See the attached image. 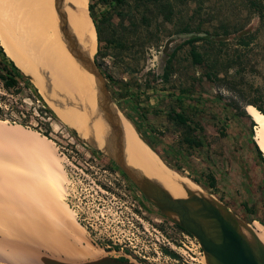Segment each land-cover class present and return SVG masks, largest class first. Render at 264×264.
<instances>
[{
  "label": "rangeland",
  "instance_id": "obj_1",
  "mask_svg": "<svg viewBox=\"0 0 264 264\" xmlns=\"http://www.w3.org/2000/svg\"><path fill=\"white\" fill-rule=\"evenodd\" d=\"M254 1L260 4L258 9L252 4ZM87 2L89 7L90 0H87ZM94 2L96 3L95 0ZM133 3H135V1H133ZM166 4L172 9L170 20L165 19L162 13V6ZM140 8V12H137L135 7L132 9L133 13L136 15V19L140 22V52H137L138 47L133 46L124 51V56L113 59L115 57V50L109 48L110 55L105 58H99L103 66L102 68L105 72L110 73L118 80H123L124 77L126 79H132V85L136 82L144 83L145 78L149 76L152 81V86L157 90L158 94H156V96L161 99L157 106L162 105V107L170 103L169 101L172 99L171 91L172 89L175 90L172 87L181 86V83L191 85L193 81H197L195 88L192 89L190 97L196 99L200 98L202 101V110L199 113V119L206 128L207 141L210 144V148H203L191 155L190 163L195 169V172H192V174L198 175L201 171L207 170L208 167H210V154L212 159L220 162V168L218 167L217 173L220 191L218 193H213L203 189L200 185L186 184L180 181L162 185L173 197L177 198L183 195L184 197H188V199L195 200L191 212L204 230L209 233L211 229L221 232V222L228 223L237 233L244 236V246L252 252L253 256L257 252L258 254L261 253V256H264V248L261 246V241L250 237L251 235H255L258 226L262 223L258 220H254L250 223L241 216L243 213L241 201L246 194L243 191V180L237 168L238 166L250 165L251 149L248 147L240 150L238 149L237 151L235 149V145L238 144L239 141L243 142V137L241 138L239 133L243 131V128L251 127V121H255L252 117L259 111L257 108H254L251 111V115L253 116H251L249 110L251 107L255 106L249 107L251 104H248V102L250 100L264 102V0H156L148 4L149 9L147 12L144 6ZM105 11H109L112 15L115 25L119 23L120 20L114 8L109 4H105L103 1H97L94 9L95 16L99 19ZM142 14H146L150 18V25L147 26L141 22L140 19ZM223 27H226L229 33H225ZM120 34H122V30L117 28V35ZM194 36L208 37L217 41L214 45L204 43L203 41H197L195 44L197 49L203 52L207 57L206 60L214 64L218 70V76L221 78V83L217 84L207 79L205 77V71L207 70L205 65L194 63L193 60L188 58L189 45L186 44V40ZM221 41H223L224 45H221ZM0 45L3 47L4 51L2 57H5L6 60L14 61L5 51L1 41ZM174 50H177L176 56L173 59L174 72H172L170 83H165L162 81V74L166 62ZM14 63L30 79L31 86L30 88H26L22 93L16 94L7 90L0 79V96L2 97V99H0V108L4 113V118H0V121L7 123L8 126L22 125L26 129H31L48 137L55 145L57 155L59 156L58 146L72 141L87 143L91 148L96 150L97 148L88 142L81 133L86 132L91 135V133L85 130L90 129L89 127L92 129L95 128L96 121L94 117L91 116L94 122L93 126H91L84 115L71 110L74 113L72 115L66 110L69 117L74 121V124L69 122L60 113L61 109L57 108L54 104L55 101L53 98L49 99L42 87L15 61ZM126 68L134 69L133 74L127 72ZM95 74L99 86L106 93L103 75L100 73L98 67L95 68ZM111 87L117 98V100H114L111 96L112 100L134 126L136 122L138 126L141 127L145 137H147L157 149L162 150V147L174 141L176 137L174 134L165 136L162 141L157 140L148 132L145 125L146 123L140 121L136 117V99L133 97L136 90L134 87L129 91L123 88L121 83L116 85L111 83ZM34 88L38 89V93L42 96L44 102L53 110L56 117L44 119L40 115L38 110L39 101L35 102L30 97V95L35 92ZM145 91L146 90H140L139 92L141 100H144ZM125 92L126 96H122ZM155 93L151 94L152 96L154 95L152 98L153 102H155L157 98ZM233 104L244 109L248 117L241 115L240 109L234 108L235 106H233ZM144 106L148 107L145 104ZM58 107L61 108V106ZM131 118H133L135 122ZM24 119L28 120L27 125L21 122ZM105 119L106 118L103 117V120ZM147 120L148 123L157 127H164L168 124L166 115L163 113L155 115L150 112ZM40 121H49V127ZM221 122L225 123L228 127L227 136H222L220 134L219 129ZM75 125L82 127L78 128L75 127ZM257 136L258 134L255 126L253 139L256 143H258ZM238 137H240L239 140ZM246 141L245 143H247ZM259 147L261 146L259 145ZM103 154L108 160L115 163L109 156L105 153ZM159 158L168 169L189 178L187 176L191 174L189 168L186 167V169L183 170V174L170 168L160 156ZM132 159L137 163L136 158ZM222 160L226 161V163L222 164ZM143 168L146 169L145 167ZM191 181L194 182L193 180ZM171 187L178 191V196L177 193L170 191L172 190L170 189ZM173 194H175V196ZM221 196L226 199V202H228L230 206L226 205V203L220 199ZM147 200L150 212L153 215L158 218L176 222L171 214L161 210L152 200L148 198ZM64 202L67 204L66 199ZM213 203L219 204L221 207L225 208L230 212V216L215 215L212 208L207 210L206 207H212ZM205 208L207 212L203 211ZM234 210H236L237 214ZM73 223L79 231H82L83 240L81 241L83 242H81V246H89L93 248L94 251H98L100 261L94 264H113L109 260L110 254L92 243L88 232L76 219ZM209 254L212 255L210 252L205 251L204 255L207 257ZM212 257L219 263L215 256L212 255ZM261 260L262 261L258 263L264 264V258ZM127 264L137 263L135 261H129Z\"/></svg>",
  "mask_w": 264,
  "mask_h": 264
},
{
  "label": "bare ground",
  "instance_id": "obj_2",
  "mask_svg": "<svg viewBox=\"0 0 264 264\" xmlns=\"http://www.w3.org/2000/svg\"><path fill=\"white\" fill-rule=\"evenodd\" d=\"M0 41L47 97L53 98L65 119L74 124L67 112H79L93 126L94 117L95 128L85 130L91 135L81 132L92 145L163 185L179 181L199 185L168 169L99 86L94 62L98 38L87 0H0ZM254 119L264 151V114L257 111ZM111 140L117 149L110 148ZM170 189L179 195L175 188ZM66 193L67 173L53 142L22 125L8 126L0 121V264L93 261L98 251L81 246L82 231L64 202ZM211 208L215 215L230 216L219 204L213 203ZM194 221L209 238L220 241L221 232L211 229L209 233ZM239 236L244 245V236ZM250 237L261 241L264 248V225ZM260 254L253 256L257 264L264 258ZM204 261L219 264L210 254L203 256Z\"/></svg>",
  "mask_w": 264,
  "mask_h": 264
},
{
  "label": "trees",
  "instance_id": "obj_3",
  "mask_svg": "<svg viewBox=\"0 0 264 264\" xmlns=\"http://www.w3.org/2000/svg\"><path fill=\"white\" fill-rule=\"evenodd\" d=\"M90 0L89 10L90 15L93 19V22L97 31L98 38V47L95 54V61L107 80V86L111 92V96L114 100H117L115 94L112 91L111 83L113 85L122 84V87L126 90H131L132 87L135 88L136 93L133 94V97L136 99V108H137V118L146 123V128L148 132L157 140L162 141L165 136L174 134L176 137L172 143L162 147V150L157 149L143 134L141 127L135 122L136 130L138 131L141 138L162 158V160L172 169L179 171L184 174V171L187 168L191 170V174L187 175L191 180L199 184L203 189L211 191L213 193H218L219 190V180H218V167L219 163L215 159H212L209 154L210 167L207 170L201 171L198 175H193L192 172H195V169L191 165V155L198 150L203 148H210V144L207 141V132L206 128L199 119V113L201 112L202 101L201 99L192 98L191 93L192 89L195 88L196 82L193 81L191 85H185L181 83V86H174L175 90L172 89V99L170 103L166 104L165 107L162 105L158 106H149L145 107L140 104L141 95L140 90H147L151 87V78L148 76L145 78L144 83L136 82L132 85V79L127 80H118L110 73H107L102 68V64L99 58H105L110 55L109 48L115 50L114 55L115 59L118 57L124 56V51L131 47H138L137 52H140V42H139V27L140 22L136 19V15L133 13V8L135 7L137 12H140L141 6H144L145 11H148V4L151 1L156 0ZM98 2L103 1L105 4H109L115 10L116 15L119 16L120 22L119 26L116 27L113 23V17L109 11L102 13L101 17L98 19L94 14L95 5ZM255 5V8L260 7L259 3L255 1L252 3ZM162 13L164 18L170 20L172 15V9L169 5L162 6ZM141 22L145 25H150V18L146 14H142ZM128 22V23H126ZM117 28L122 30V34L117 35ZM185 29V28H184ZM187 29V28H186ZM225 33H229V30L226 27H223ZM186 31V30H184ZM217 34V33H215ZM203 41L207 44L214 45L217 41L210 39L208 37L194 36L186 40V44L189 45L188 58L193 60L194 63L203 64L207 69L205 71V77L217 84L221 83V78L218 76V70L213 63L206 60L207 57L203 52L197 49L195 42ZM245 42V41H244ZM139 44V45H138ZM221 45H224L221 41ZM178 50V49H177ZM177 50H174L170 55L169 59L166 62L164 71L162 74V81L165 83H170V78L172 72H174L173 59L176 56ZM4 53L3 47L0 45V79L3 82V86L16 94L22 93L26 88H30L31 82L30 79L25 75L14 63L12 60H6L5 57H2ZM117 57V58H116ZM124 58V57H123ZM97 67V66H96ZM127 72L133 74L134 69L126 68ZM199 81V80H198ZM189 86V87H188ZM30 97L36 102L39 101V113L44 119H52L56 117L53 110L44 102L42 96L38 93V89L34 88ZM126 96L123 94L122 96ZM147 98L149 96H146ZM0 99L2 97L0 96ZM248 104H251L249 114L254 108H257L264 114V102L257 100H250ZM234 108H239L241 115L248 117L246 111L237 105H234ZM152 112L155 115L165 114L168 124L164 127H157L151 123H148V114ZM253 116V115H251ZM129 117V116H128ZM0 118H4V113L0 108ZM254 118V117H252ZM147 120V121H146ZM23 124H28V120L24 119L21 121ZM44 125H50L49 121H40ZM256 126V131L258 129V124L255 121H251V127L243 128L239 134L241 138L243 137V142L239 141L235 145L236 151L239 149L250 148L251 149V163L246 166H238V172L241 179L243 180V191L246 196L241 201V206L243 208V213L241 214L242 218L247 222H253L254 220L260 221L264 224V151L261 150L259 144L253 139L254 136V127ZM227 125L221 122L220 134L222 136H227ZM258 134V132H257ZM48 135V134H47ZM240 137H238V140ZM245 139V140H244ZM247 140V141H246ZM245 141L247 143H245ZM258 141V136H257ZM247 144V145H246ZM242 147V148H241ZM211 152V151H210ZM222 164H225L226 161L222 160ZM220 168V167H219ZM226 205L230 206L224 197H220ZM234 212L237 214L236 210ZM125 261L126 259H120Z\"/></svg>",
  "mask_w": 264,
  "mask_h": 264
},
{
  "label": "built area",
  "instance_id": "obj_4",
  "mask_svg": "<svg viewBox=\"0 0 264 264\" xmlns=\"http://www.w3.org/2000/svg\"><path fill=\"white\" fill-rule=\"evenodd\" d=\"M67 173L66 201L93 244L137 264H204L191 232L150 212L144 192L87 143L58 146Z\"/></svg>",
  "mask_w": 264,
  "mask_h": 264
},
{
  "label": "water",
  "instance_id": "obj_5",
  "mask_svg": "<svg viewBox=\"0 0 264 264\" xmlns=\"http://www.w3.org/2000/svg\"><path fill=\"white\" fill-rule=\"evenodd\" d=\"M96 66L99 68L95 61ZM103 75L104 87L108 98L112 100L107 80ZM113 101V100H112ZM258 144V143H257ZM94 146V145H93ZM109 146L112 150L117 149V145L113 140L109 141ZM96 147V146H95ZM97 148V147H96ZM102 153L109 156L123 172L144 192L146 197L152 200L164 212L178 215L180 219H176L177 224L191 232L200 241L205 251L210 252L218 260L219 264H257L252 252L243 245L242 239L234 228L228 223L221 222V238L220 241H215L209 238L205 232L196 223L193 213L191 212L192 204L195 200L183 197H173L171 193L155 178L149 177L143 170L131 165H124L114 155L103 151ZM262 150V149H261ZM121 158L126 161L124 155L120 154ZM207 206V205H206ZM207 210L211 207L207 206ZM206 208L203 211H206ZM115 259V258H114Z\"/></svg>",
  "mask_w": 264,
  "mask_h": 264
},
{
  "label": "crops",
  "instance_id": "obj_6",
  "mask_svg": "<svg viewBox=\"0 0 264 264\" xmlns=\"http://www.w3.org/2000/svg\"><path fill=\"white\" fill-rule=\"evenodd\" d=\"M119 17V16H118ZM119 20H120V18H119ZM120 22V21H119ZM126 23H128V22H126ZM116 27H118L119 26V23L118 24H116L115 25ZM117 58V57H116ZM113 59H115V58H113ZM124 80H127L125 77H124ZM143 90V89H142ZM144 92V91H143ZM156 92V93H155ZM155 93V96H156V94H158L157 93V90H155L154 89V86H152V82H151V87H149V88H147V90L145 91V97H144V100H141V102H140V104L141 105H143L144 106V104L146 105V106H157V104L159 103V101L161 100L160 99V97H157L156 98V101L155 102H153L152 101V98H153V96L151 95V94H154ZM142 94V93H141ZM146 96H149L148 98L146 97ZM181 196V195H180ZM181 197H183V198H188V197H184L183 195L181 196ZM193 205V204H192ZM205 212H207V210L205 211ZM214 215V214H213ZM97 254V256L95 257V258H93V262L91 263L90 262V264H94V263H97V262H99L100 261V259H99V254L98 253H96ZM98 257V258H97ZM91 259V258H90ZM97 259V260H96ZM109 260L113 263V264H127V263H129V260H125V261H122V260H120V259H114L113 258V256L110 254V256H109ZM89 264V263H88Z\"/></svg>",
  "mask_w": 264,
  "mask_h": 264
}]
</instances>
